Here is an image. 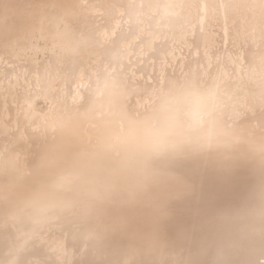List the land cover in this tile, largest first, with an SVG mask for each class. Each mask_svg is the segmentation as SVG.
I'll return each instance as SVG.
<instances>
[{"label": "bare ground", "instance_id": "bare-ground-1", "mask_svg": "<svg viewBox=\"0 0 264 264\" xmlns=\"http://www.w3.org/2000/svg\"><path fill=\"white\" fill-rule=\"evenodd\" d=\"M0 264H264V0H0Z\"/></svg>", "mask_w": 264, "mask_h": 264}]
</instances>
